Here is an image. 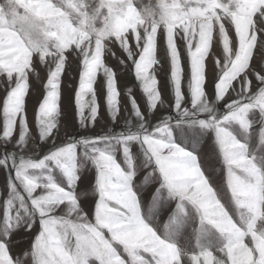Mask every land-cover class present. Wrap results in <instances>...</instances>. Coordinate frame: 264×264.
Wrapping results in <instances>:
<instances>
[{"label":"snow or ice","instance_id":"1","mask_svg":"<svg viewBox=\"0 0 264 264\" xmlns=\"http://www.w3.org/2000/svg\"><path fill=\"white\" fill-rule=\"evenodd\" d=\"M70 58L77 121L94 127L103 106L102 134L60 122ZM0 90V264H264V0H0Z\"/></svg>","mask_w":264,"mask_h":264},{"label":"rangeland","instance_id":"2","mask_svg":"<svg viewBox=\"0 0 264 264\" xmlns=\"http://www.w3.org/2000/svg\"><path fill=\"white\" fill-rule=\"evenodd\" d=\"M145 3L148 2V0H144ZM181 47H183L181 45ZM215 52L219 53V48L217 47L215 49ZM117 55H120L119 51L117 50ZM158 56L161 58L162 63L164 64V67L167 68L166 61L163 60L164 53L161 50L158 52ZM259 60V53L256 56V61ZM109 65L113 66L118 73V86L124 90L128 87H131L134 91V94L136 97L140 100L141 107H144L143 99L141 98V92L139 87L137 86L133 75L130 71H126L123 68L118 67L116 60L109 58L108 61ZM39 67V65H37ZM209 68H211V61H209ZM157 75L159 79L161 80V88L163 90L165 103L167 105L168 102H170V94L168 91V85L165 80V74L159 69L157 70ZM45 77L44 70H40V80H37L35 77H32L30 79V92L27 97V114H28V122L31 127L32 133L35 136L36 134V127H35V112L37 105L39 103L40 98L43 95V88H42V81ZM185 78H187V64L185 62ZM209 78H211V72H209ZM78 83V64L74 59L70 58L69 66L67 67V70L62 77V84H61V109H62V115L60 117L61 124L67 128V130L73 134H79L82 136H93L97 134H102L105 132L108 128H113V124L108 118V115L106 111L103 109V106L101 108L100 116L97 120V123L95 126L89 125L86 128H81L78 121H77V114L74 104V93L75 89ZM101 83H102V77H100V80L97 84L98 94L102 97L101 92ZM209 91H211V85H209ZM4 96V92L0 90V98ZM124 96H126V92H122V106L125 105ZM101 104L103 105V100L101 98ZM162 114H167L166 107H161L156 113L155 117H160ZM122 117L128 115V111L125 110L121 113ZM153 122H155V119H153ZM119 124L123 126L124 120L121 119ZM118 130V129H114ZM60 137L63 138V130L60 133ZM57 143H59V140H57ZM32 147H36V145H32ZM50 147V144L41 145L39 148V151L44 152L47 151V149ZM9 150H11V146L9 145ZM4 151L2 147H0V152ZM5 176L6 173L3 170H0V191L3 190V186L5 184ZM212 182L216 185H219L221 183L219 175L216 173L212 174ZM92 182V175L91 173L86 174L83 176L81 183L79 185L78 191L89 188ZM154 189V185L149 184L147 188L144 190V198L147 202L150 200V195ZM83 206L86 211H89V215H91V205H92V197L89 196L85 200L82 201ZM173 205H165L161 208L160 214H159V224L162 226L163 222L167 219L168 211L170 210ZM20 236H23V233L19 234ZM27 247V244H21L18 247L14 249V251L18 252L20 248Z\"/></svg>","mask_w":264,"mask_h":264}]
</instances>
